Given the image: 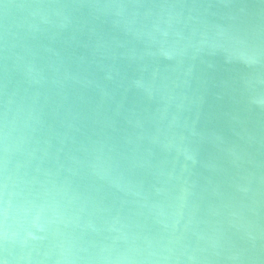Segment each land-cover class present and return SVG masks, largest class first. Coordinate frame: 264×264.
<instances>
[{"label": "water", "instance_id": "water-1", "mask_svg": "<svg viewBox=\"0 0 264 264\" xmlns=\"http://www.w3.org/2000/svg\"><path fill=\"white\" fill-rule=\"evenodd\" d=\"M4 199L0 264H264V0H0Z\"/></svg>", "mask_w": 264, "mask_h": 264}, {"label": "clouds", "instance_id": "clouds-1", "mask_svg": "<svg viewBox=\"0 0 264 264\" xmlns=\"http://www.w3.org/2000/svg\"><path fill=\"white\" fill-rule=\"evenodd\" d=\"M63 216L61 205L55 200L44 199L22 210L13 209L7 199L0 204V234L31 237L30 229L44 230Z\"/></svg>", "mask_w": 264, "mask_h": 264}]
</instances>
